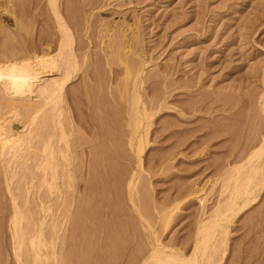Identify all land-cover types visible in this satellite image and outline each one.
Wrapping results in <instances>:
<instances>
[{"label":"bare ground","instance_id":"6f19581e","mask_svg":"<svg viewBox=\"0 0 264 264\" xmlns=\"http://www.w3.org/2000/svg\"><path fill=\"white\" fill-rule=\"evenodd\" d=\"M105 6L102 0H2V5L0 0L2 16L15 28L0 24L5 34L0 50V212L6 219L14 264L91 263L88 255L93 249L83 232L88 225L95 227L96 220L88 213V203L103 201L100 163L106 161L105 149H112L116 134L110 124L101 133L107 143L94 130L92 139H87L88 129L77 106L80 96L88 106L99 104L101 112L108 103L124 107L127 149L136 157L126 182V198L143 221V232L151 230L145 248L129 264H224L230 225L264 194V124H252L248 141L220 171V190L210 212L206 211V195L198 197L200 190L193 188L180 192L183 199L169 206L158 209L155 205L165 233L186 199L197 198L200 203L191 242L181 246L164 243L143 214L147 198L140 186L154 119L169 107L164 105L165 94L148 104L144 100L143 91L150 81V76L145 77L146 67L151 60L142 50L144 40L135 25L126 24L117 33L114 24L103 25L94 19V12ZM37 23L43 27L38 36ZM101 63L111 73L108 99L100 93ZM170 68L165 67L163 78H168ZM257 97L255 105L264 120V91ZM86 124L94 128L90 121ZM99 142L100 148L90 150L87 165H81L85 145ZM97 229L102 238L101 225Z\"/></svg>","mask_w":264,"mask_h":264},{"label":"rangeland","instance_id":"374dc122","mask_svg":"<svg viewBox=\"0 0 264 264\" xmlns=\"http://www.w3.org/2000/svg\"><path fill=\"white\" fill-rule=\"evenodd\" d=\"M102 1L106 6L94 12V19L103 25L114 24L117 33L126 24L135 25L144 40L142 50L151 59L145 74L150 81L143 91L146 103L166 95L164 105L169 110L164 109L154 119L149 137L152 142L143 157L145 177H141L140 188L144 187L147 200L142 211L164 243L181 246L193 237L200 216L199 200L186 199L181 206L183 210L175 214L165 233L155 205L158 209L169 206L183 199L180 192L193 188L200 190L198 197L206 195V211L210 212L220 190L221 181H217L220 171L228 160H233L232 153L248 141L252 126L264 124L255 105L257 96L264 91V0ZM3 13L1 7L0 24L15 29L12 22H6ZM41 25L35 26L37 36L43 29ZM84 25L82 20V30ZM4 35L0 33V50ZM166 66L171 68L165 79ZM100 72L103 76L100 93L108 99L107 78L111 73L103 63ZM115 88L116 83L111 90L114 92ZM80 98L77 106L88 129L87 139H92L93 130L103 134L110 124L116 134L112 149H105L106 161L100 163L99 184L103 189L99 196L103 201L88 203V213L96 220V228L88 225L83 232L93 249L88 259L90 264H129L130 258L145 248L151 230L143 232V221L126 198V182L135 169L136 157L127 149L124 107L108 103L101 112L97 110L99 104L88 106L85 97ZM88 121L94 128L86 124ZM101 138L106 142V137ZM100 146V142L97 146L85 145L81 165H87L90 150ZM97 225L104 230L102 238L97 236ZM230 231L224 264H264V194L258 204L237 217ZM111 242L114 244L110 245ZM187 252L190 253L189 246ZM0 264H14L6 219L1 212Z\"/></svg>","mask_w":264,"mask_h":264}]
</instances>
